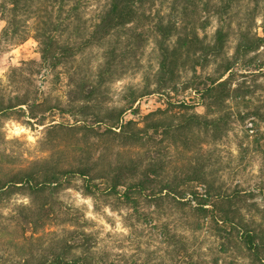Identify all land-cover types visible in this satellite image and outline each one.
Here are the masks:
<instances>
[{
    "label": "trees",
    "instance_id": "1",
    "mask_svg": "<svg viewBox=\"0 0 264 264\" xmlns=\"http://www.w3.org/2000/svg\"><path fill=\"white\" fill-rule=\"evenodd\" d=\"M20 1L12 0L14 10ZM237 1L219 0L214 6V14L222 17ZM144 2L107 0L88 34L75 43L60 40L59 35L65 29L61 23L45 21L36 30L41 58L55 67L67 62L80 49L101 44L113 32L133 22L138 7ZM74 9L76 7L71 5L70 12ZM176 28L172 21L164 24L158 20L154 24L153 31L158 35L154 86L151 88L150 83L145 82L140 89L130 88L121 106H98L101 93L97 87L104 82L105 75L113 73L115 53L112 49L106 52L95 84L87 86L88 81L75 84L66 111L77 116L76 123L49 124L47 132H77L84 140L82 146L65 154L57 152L55 145L50 144L45 148L49 151L46 156L24 166L8 168L3 163L0 165V208L14 194H24L29 199L26 204L12 206V211L6 215L0 211V264H116L96 256L88 234H77L74 229L64 228L62 225L68 218L64 213L54 211L53 206L58 203L56 195L68 188L74 178L82 179L83 194L94 200L112 199L118 207L131 208L130 214L137 219L147 217L151 212L158 213L164 202L171 200L184 214L180 225L185 230L197 232L206 227L220 240L218 252L229 254L227 264H264V207L257 201V195L237 187L223 188L209 176L205 158L194 146L199 131L218 139L229 128L226 101L238 94L236 89H230L228 77L223 78L232 66V61L225 58L229 32L218 26L211 39L204 42L194 27L182 34L176 33ZM261 28L263 36H248V32L239 30L237 55L254 51L264 42V6ZM210 61L219 64L202 78L196 69H203ZM187 66L194 72L187 87L199 95L211 117L191 111L194 106L185 101L167 100L165 109L149 112L141 121L124 118L144 95L157 92L171 99L170 94L176 90L180 77L179 70ZM22 105L28 107L29 117L33 119L34 108L41 103L31 105L25 97L18 96L14 102L0 100V117L24 115ZM170 149L184 161L173 164ZM183 153L188 154L182 157ZM199 184L203 186L197 188ZM184 195H187L186 200H183ZM186 201L192 202L193 206ZM261 201L264 204V192ZM142 205L147 212L140 210ZM186 206L189 214L184 211ZM57 226H62L60 231ZM161 229L170 264H225L219 256L207 258L205 253L192 250L182 231H170L165 224ZM126 264L150 263L133 261Z\"/></svg>",
    "mask_w": 264,
    "mask_h": 264
},
{
    "label": "rangeland",
    "instance_id": "2",
    "mask_svg": "<svg viewBox=\"0 0 264 264\" xmlns=\"http://www.w3.org/2000/svg\"><path fill=\"white\" fill-rule=\"evenodd\" d=\"M11 2L0 0V100L6 103L9 100L14 102L17 96L25 97L29 104L41 103V106L34 108L33 119L29 117L26 105H22L25 111L22 116L0 117V165L3 163L8 168L24 166L46 156L49 151L45 148L50 144L55 145L57 152L65 154L82 146L84 140L77 132H47V127L49 124L76 123L77 116L66 111L70 106L71 91L81 81H88L87 86L95 84L96 74L102 69L108 50L115 53L113 73L105 75L104 82L97 87L101 93L98 106L116 107L124 103V96L130 88L140 89L145 82L150 83L151 88L154 86L158 35L153 28L158 20L164 24L175 22V32L179 34L194 27L204 42L211 39L218 26H222L229 32L225 58L232 61L231 69L223 78L228 77L230 89H236L238 94L226 101L228 130L218 139L199 131L194 146L198 148L196 152L205 158L210 177L229 190L237 187L253 191L260 206L264 207L261 201L264 192V42L245 55L236 54L240 29L248 32V36H263L264 0H238L220 18L213 12L219 0H145L138 7L133 22L113 32L101 44L80 49L67 62L55 67L41 58L37 28L45 21L56 20L65 28L59 35L60 40L78 42L88 34L107 0H21L15 10ZM71 5L76 10L70 12ZM217 64L218 61H210L196 72L203 78ZM189 67L179 70L180 77L176 90L170 94L171 99L157 92L144 95L134 103V112L129 109L124 118L141 121L145 114L158 108L165 109L167 100L185 101L194 106L191 111L211 117L199 95L187 87L194 76ZM248 122H251V130ZM186 154L183 153L182 157ZM169 156L173 164L184 161L181 156L176 157L173 149L169 150ZM82 184V179H72L69 187L56 195L58 203L53 208L68 218L62 225L64 228L74 229L77 234H88L96 256L116 264L133 261L170 264L161 238V227L165 224L170 231L185 233L192 250L205 253L207 258L219 256L220 261L228 263L229 254L218 252L220 240L208 232V228L191 232L180 225L184 214L171 200H166L158 213L151 212L147 217L137 219L130 214L131 208L118 207L112 199L94 200L83 194ZM200 185L203 186L199 184L197 188ZM184 196L183 200H186L187 195ZM28 202L26 195L14 194L4 202L0 211L6 215L15 204ZM187 203L193 206L192 202ZM140 210L147 212L143 205ZM184 211L190 213L187 206ZM62 226H57L58 231Z\"/></svg>",
    "mask_w": 264,
    "mask_h": 264
},
{
    "label": "built area",
    "instance_id": "3",
    "mask_svg": "<svg viewBox=\"0 0 264 264\" xmlns=\"http://www.w3.org/2000/svg\"><path fill=\"white\" fill-rule=\"evenodd\" d=\"M249 130H251V122H248Z\"/></svg>",
    "mask_w": 264,
    "mask_h": 264
}]
</instances>
